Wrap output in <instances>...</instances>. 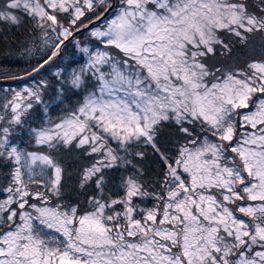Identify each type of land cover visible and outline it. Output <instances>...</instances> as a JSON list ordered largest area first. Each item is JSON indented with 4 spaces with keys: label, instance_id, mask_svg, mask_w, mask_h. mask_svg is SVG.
<instances>
[{
    "label": "snow or ice",
    "instance_id": "1",
    "mask_svg": "<svg viewBox=\"0 0 264 264\" xmlns=\"http://www.w3.org/2000/svg\"><path fill=\"white\" fill-rule=\"evenodd\" d=\"M0 264H264V0H0Z\"/></svg>",
    "mask_w": 264,
    "mask_h": 264
}]
</instances>
